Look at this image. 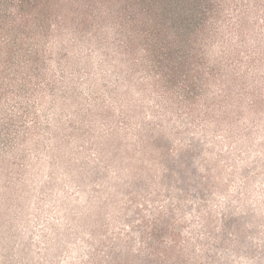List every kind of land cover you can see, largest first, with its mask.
<instances>
[{"label": "clouds", "instance_id": "clouds-1", "mask_svg": "<svg viewBox=\"0 0 264 264\" xmlns=\"http://www.w3.org/2000/svg\"><path fill=\"white\" fill-rule=\"evenodd\" d=\"M0 264H264V0H0Z\"/></svg>", "mask_w": 264, "mask_h": 264}]
</instances>
